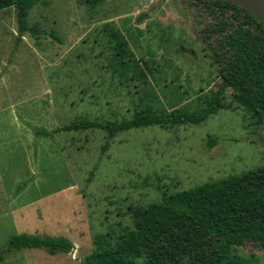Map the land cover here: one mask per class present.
<instances>
[{
  "label": "rangeland",
  "instance_id": "1",
  "mask_svg": "<svg viewBox=\"0 0 264 264\" xmlns=\"http://www.w3.org/2000/svg\"><path fill=\"white\" fill-rule=\"evenodd\" d=\"M27 21L40 34L26 33L17 43L15 9L0 11V188L11 191L0 208L11 207L15 194L10 217L22 206V221H29L14 225L4 217L11 211L0 213V252L18 234L64 237L74 250L11 251L0 264H83L133 229L134 208L264 168V126L252 125L229 90L224 109L201 123L130 130L103 153L101 130L35 134L82 117L119 121L146 108L202 106L220 84L219 38L205 40L213 20L198 2L102 0L91 9L82 0H34ZM109 24L136 61L129 65L144 75L135 79L128 71L129 81L113 74V45L102 32ZM209 137L217 139L211 149ZM229 254L238 264H264V250L255 245ZM134 264H146L145 257Z\"/></svg>",
  "mask_w": 264,
  "mask_h": 264
},
{
  "label": "trees",
  "instance_id": "2",
  "mask_svg": "<svg viewBox=\"0 0 264 264\" xmlns=\"http://www.w3.org/2000/svg\"><path fill=\"white\" fill-rule=\"evenodd\" d=\"M201 4L213 20L204 31L205 40L217 36L214 57L219 68L220 84L204 97L202 106L194 111L174 109L153 113L149 108L131 118L119 121H96L82 117L53 131L35 130L37 136L51 138L61 133L101 130L105 134L101 153L119 134L136 129L197 125L223 110L226 91L232 102L249 114L252 125L264 126V32L259 23L245 10L214 0H192ZM94 9L102 0H82ZM34 0H0V11L14 8L17 43L28 33L39 35L37 27L28 24ZM105 25L102 32L113 45L117 69L113 74L128 78V71L137 79L132 53L119 31ZM51 37L56 39L54 33ZM57 40V39H56ZM146 67V65H143ZM135 72L138 73L135 75ZM139 75V76H138ZM143 77V76H142ZM217 143L208 138V149ZM132 230H124L118 240L93 250L83 264H134L145 257L146 264H238L230 257L234 247L251 244L264 250V168L219 182L209 183L190 191L164 195L160 201L139 206L131 213ZM42 250L49 255H68L74 245L64 237L18 234L9 238L4 253Z\"/></svg>",
  "mask_w": 264,
  "mask_h": 264
},
{
  "label": "water",
  "instance_id": "3",
  "mask_svg": "<svg viewBox=\"0 0 264 264\" xmlns=\"http://www.w3.org/2000/svg\"><path fill=\"white\" fill-rule=\"evenodd\" d=\"M235 5L250 14L264 32V0H214Z\"/></svg>",
  "mask_w": 264,
  "mask_h": 264
},
{
  "label": "crops",
  "instance_id": "4",
  "mask_svg": "<svg viewBox=\"0 0 264 264\" xmlns=\"http://www.w3.org/2000/svg\"><path fill=\"white\" fill-rule=\"evenodd\" d=\"M1 185V184H0ZM2 187H3V185H2ZM0 188V201L2 202V200L4 201V200H7L8 199V197L10 196V194H11V191L10 190H8V189H5V188ZM15 197H16V195L14 194L13 195V199H12V206L11 207H9L10 206V204L6 207V208H0V213L1 212H5V214L7 213V210H9V211H11V210H13V207H15V204H14V199H15ZM1 202H0V207H1ZM7 203V202H6ZM9 203V202H8ZM7 203V204H8ZM25 203V202H24ZM29 204L31 203L30 201L28 202ZM7 204H5V205H7ZM20 208H22L23 210L22 211H19V212H17L16 213V216H15V218H13V217H10V215L11 214H13L12 213V211H11V213H9V214H7V216H4V217H6L7 218V220H9V221H11L14 225H15V222H19V223H21L22 224V226L24 225V226H26V227H28L27 225H28V223H29V221L28 222H25V221H22V216H23V211H24V209H26L25 207H20ZM21 210V209H20ZM36 220V218H34L33 219V221H35ZM37 220H40V218H37Z\"/></svg>",
  "mask_w": 264,
  "mask_h": 264
}]
</instances>
